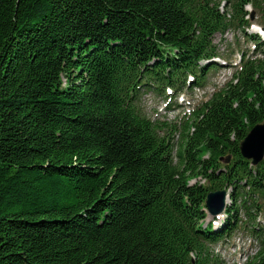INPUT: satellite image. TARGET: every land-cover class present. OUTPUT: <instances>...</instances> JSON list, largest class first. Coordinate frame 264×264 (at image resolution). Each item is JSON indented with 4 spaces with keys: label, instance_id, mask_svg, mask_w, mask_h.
I'll return each instance as SVG.
<instances>
[{
    "label": "trees",
    "instance_id": "obj_1",
    "mask_svg": "<svg viewBox=\"0 0 264 264\" xmlns=\"http://www.w3.org/2000/svg\"><path fill=\"white\" fill-rule=\"evenodd\" d=\"M247 6L264 15V0H0V264H226L213 247L242 210L264 217V161L240 151L264 122V51L181 130L143 98L201 87L224 67L218 34L262 51ZM220 190L232 203L208 223ZM255 220L243 264H264Z\"/></svg>",
    "mask_w": 264,
    "mask_h": 264
},
{
    "label": "rangeland",
    "instance_id": "obj_2",
    "mask_svg": "<svg viewBox=\"0 0 264 264\" xmlns=\"http://www.w3.org/2000/svg\"><path fill=\"white\" fill-rule=\"evenodd\" d=\"M246 10L253 15V19L250 21L251 26L247 33H258L262 37L264 35V15L256 10L253 11L251 6H247ZM214 43L220 48L221 61H224V64L227 65L224 66L225 69L219 68L210 72L203 85L199 88H192V90L189 87V79L188 86L171 100L166 97H157L153 93L145 95L143 107L149 118L153 121L167 124L168 126L165 128L169 129L170 126H176L177 129L181 130L184 120L186 121L191 117L193 110L202 102L209 101L227 81L233 78V73L236 71L235 66L237 67V64L240 63L243 53H246L249 57L256 52L260 54L264 51L263 48L262 51L259 50L258 52L256 40L247 37L241 29L231 30L224 35L218 34L214 38ZM167 95V97H172V95ZM180 138V134L177 133L174 142L179 144ZM231 203L229 201L228 206ZM250 215L251 217H248L246 211L242 210L241 227L236 231L234 237L224 244H218L213 247L215 256H220L219 259L226 264H242L247 257L253 256L259 251L257 243L249 232L252 229L250 222L256 219L254 222L257 225L260 222H264V217L258 213L255 207L252 208ZM209 219L211 218L209 217ZM225 244L229 245L226 246Z\"/></svg>",
    "mask_w": 264,
    "mask_h": 264
},
{
    "label": "water",
    "instance_id": "obj_3",
    "mask_svg": "<svg viewBox=\"0 0 264 264\" xmlns=\"http://www.w3.org/2000/svg\"><path fill=\"white\" fill-rule=\"evenodd\" d=\"M253 18V16H252ZM240 151L244 158L250 160L252 165H258L264 160V123L251 129L240 145ZM230 159H227L229 162ZM227 192L217 191L208 194L206 206L211 216L220 215L226 207Z\"/></svg>",
    "mask_w": 264,
    "mask_h": 264
},
{
    "label": "bare ground",
    "instance_id": "obj_4",
    "mask_svg": "<svg viewBox=\"0 0 264 264\" xmlns=\"http://www.w3.org/2000/svg\"><path fill=\"white\" fill-rule=\"evenodd\" d=\"M247 220V219H246Z\"/></svg>",
    "mask_w": 264,
    "mask_h": 264
}]
</instances>
